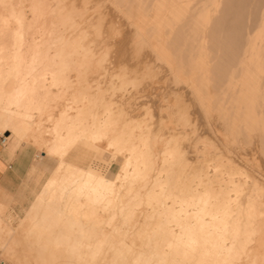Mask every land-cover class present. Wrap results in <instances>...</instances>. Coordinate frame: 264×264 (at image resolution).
Listing matches in <instances>:
<instances>
[{
  "label": "bare ground",
  "instance_id": "1",
  "mask_svg": "<svg viewBox=\"0 0 264 264\" xmlns=\"http://www.w3.org/2000/svg\"><path fill=\"white\" fill-rule=\"evenodd\" d=\"M96 2L0 0V128L11 132L5 142L15 136L17 141L41 147L60 137L90 138L104 125L117 124L111 108L100 113L99 102L92 98L89 102L96 109L74 104L61 108V115L55 119L48 113L55 96L61 93L55 92L52 85L68 78L73 70L104 71L106 68L93 67L133 60L131 51L118 42L112 46L110 60L98 63L105 55L104 42L89 31L93 9L81 11L84 4ZM101 2L109 19L128 25L125 30L129 38L135 31L129 21L150 18L155 26L154 38L136 65L167 66L176 83H189L192 105L185 112L184 123L190 122L194 134L200 129L208 136L203 140L201 134L189 137L183 130V141L190 139V147H194L195 162L189 163L183 142L182 148L176 145L162 153L160 167L167 175H150L159 169L157 141L151 138L149 129L142 128L137 134L119 125L118 131L129 145L127 155L122 154L125 160L120 164L121 173L112 176L108 164L103 163L106 144L92 161L93 167L59 172L58 166L54 167L21 217L18 229L8 225L7 234L17 236L0 240L1 246L7 241L9 253L30 252V256L23 255L35 264H112L118 258L117 252L129 261L141 259L155 264H259L264 260V188L257 185V177L250 182L253 169L241 156V148L245 144L259 146L264 140L261 0ZM234 14L246 15L248 22L225 62L214 45L195 37L202 16L208 18V28L214 31L217 18ZM85 109L91 116L83 114ZM45 119L53 121L50 129ZM102 141L97 139V145ZM197 141H202V149H198ZM43 153L48 156L46 150ZM175 165H180L177 175H173ZM139 178L144 182L139 183ZM121 187L130 192V217L135 213L132 205L152 206L150 215L158 223L152 229L131 233L143 238L128 240L117 224L111 223L115 211L108 206L123 201ZM206 193L211 194L210 200ZM214 215L227 223V236L223 235L221 222H213ZM45 231L52 239L51 245L40 240ZM193 239L195 245L191 244Z\"/></svg>",
  "mask_w": 264,
  "mask_h": 264
},
{
  "label": "rangeland",
  "instance_id": "2",
  "mask_svg": "<svg viewBox=\"0 0 264 264\" xmlns=\"http://www.w3.org/2000/svg\"><path fill=\"white\" fill-rule=\"evenodd\" d=\"M144 65L145 64L143 63H138L136 67L141 68ZM93 68L94 69H99V68L105 69L106 68V69L104 71L101 70L102 72L94 71V70L87 71V72L85 71L77 72L73 70L72 72H70L68 78L52 85V89L55 92H57L58 90H60L61 92L59 95L55 96V99L56 98L57 99L53 101V107L50 108L49 112L47 111L48 113H51L52 115L54 114L53 119L61 115V111L63 108H67L74 104L76 105L81 104L80 107L89 106L91 107V110L96 109V107L93 106V103L89 102V99L92 98V100L99 102L97 110H99L100 113L104 111V108H111V113H112L111 117L113 118L114 121L118 123V125H120V127L128 129V130L134 129L137 134L140 133L139 131H141L142 128L146 130L147 129L150 130V134H152L151 138H155V140L158 143L157 147H158V155H159V158H158L159 161L157 162V164L159 163V169L152 171L150 175L152 174L153 175L161 174L165 176L167 175V173L164 170H161V167L163 165V163L161 162V159L164 156L163 154H166L167 152L165 148H168L167 150H169L170 148L176 145H178V147L181 146L180 148H182V146H184V144L186 143L185 144L186 147L184 148V150L186 151V158L188 159L190 164L191 162H195L194 160H196V158H194V155L192 152L194 147L192 146L190 147V142H189L190 139L186 140L188 142L183 141V138H182L183 130L189 134L188 135L189 137L192 134L193 135L201 134L202 140L205 138V136L207 137L208 135L207 133H202L200 129L195 131L196 134H194V132L191 131L192 130L191 125L189 126L184 123L185 119L187 118V116L185 115V112L189 108L188 106L192 105V98H191L192 92H190L191 87L189 83H188L189 85L185 82L183 83V85L181 82L179 84L176 83L174 81V78L171 77V74L169 73L167 66L166 68H164V65L161 66L160 68L156 65L153 66L154 75L159 77V80L158 82L155 83V85L148 84L147 86H145L144 84H140V83H134L137 79L135 71H131L127 74V83H126L125 80L122 79L119 74L120 64L117 62L108 63V65L104 67L94 66ZM188 86H189L190 91L188 89ZM82 101H85V103L82 104ZM227 105H230V104L228 103ZM87 110L88 109H85L83 114L85 116H89V115L91 116V114ZM43 122L47 126V128L50 129L53 121L52 120L49 121L45 119ZM123 122L125 123V125H123L124 124ZM10 133H11L10 131L3 132L0 128V149L6 150L7 147L11 145L12 143L15 146H19L21 144L24 145V155H25V161L27 163L23 164V168L21 170L28 173L27 169L32 166L31 161L36 162L35 173L32 176H29L28 174L27 177L29 179L23 181L25 183L24 187L31 189L33 193V197H34L35 190H39L41 188L42 183L46 180L51 170L54 168L52 166L51 158L45 155L43 152H41V147H39L38 145L35 146V144L33 145V143L27 142L26 140H22V139L17 141L15 136H13L12 138H9L7 142L1 143V140L5 136L7 135L10 136ZM45 134H48V132H46ZM137 140L138 142H140L139 139ZM102 144H104V141H102ZM196 144L198 145V149H202V146H203L202 141H197ZM245 145L246 146H243L244 148L243 147L241 148L242 150L241 156L248 161L249 165L253 169L252 170L253 172H251L250 182H253L254 178L257 177V185L259 187L264 188V180H263L264 179L263 178L264 177V164H262V162H264V158H263L264 155H261V145L259 146L249 145V144H245ZM255 149L257 152L255 151ZM107 151L108 150L106 147V149H104L105 155L103 154L104 155L103 157L105 159V160L104 159L102 160L103 163H106V165L108 164V169L111 172L112 176L115 173L120 174L121 165L123 164L125 157L122 154L113 156L107 153ZM126 151L127 153L129 152L128 150ZM42 155L45 156L43 161L39 159L40 156ZM175 159H177V157ZM160 164H162L161 167H160ZM179 166L180 165H175L173 175H177V172H179ZM257 167H259V169H257ZM138 181L139 183L144 182L142 178H139ZM121 191H123L124 193L121 197V200L123 201L110 204L108 206L111 210L115 211L114 220H112L111 223H114L115 225L117 224V229L120 228V230H122L123 233L126 234L125 238L128 240H137L139 239V237L143 238V236L131 235V233L132 232L135 233L141 230L152 229L154 227V224L158 223L157 220L154 219V217L150 215L152 211V206L147 205L145 203H142L140 205H132L135 209V213L133 217H130L131 212L128 211V208H127V201L130 198L129 196L130 192L125 187H123V189L121 187ZM14 205H15L14 201H9L5 203V206L2 205L4 209L0 206V217H1L0 219V235H1L0 240L1 241L4 239L8 241V238L10 240L17 236V234L15 233H14L15 235L7 234L8 225L12 227L13 230L18 229V226H19L18 224H20L21 222V217L24 216L28 208V207H25L19 213L16 214L13 209ZM7 207L8 209H6ZM119 207L120 208L123 207L124 210L123 211L119 210L120 209ZM105 224L108 225V222H106ZM115 238H120V237L116 236ZM40 240L44 241V244L46 245H51L50 242L52 241V239L49 236L47 231L41 233ZM7 241L4 242L3 246H1L2 244H0V264H13L14 261H16V264H19L20 261L18 262L17 260L31 261L30 257L28 256L26 257L23 255L24 253L30 256V252L28 251L17 252V254L9 253L7 251L9 242L7 243ZM9 254H11V256ZM12 254H13V257L14 256L16 257V258L14 257L15 259L13 260H12L13 258ZM16 255L19 257H17ZM31 263L35 264L34 261Z\"/></svg>",
  "mask_w": 264,
  "mask_h": 264
},
{
  "label": "snow or ice",
  "instance_id": "3",
  "mask_svg": "<svg viewBox=\"0 0 264 264\" xmlns=\"http://www.w3.org/2000/svg\"><path fill=\"white\" fill-rule=\"evenodd\" d=\"M261 5L264 7V0H261ZM37 7V6H34ZM115 7V5H113ZM105 5L101 0H97L95 4H84L81 11L93 9V18L90 21V29L93 34L98 35L104 42L105 55L99 58V64H105L110 60L109 53L112 46L119 42L122 48L129 49L133 56L130 63H120L119 74L127 83V74L131 71L136 73V81L147 86L148 84L155 85L159 77L154 75V68L151 65H144L137 68V58L142 57L143 52L150 46L154 38L155 26L150 18L145 17L143 20L129 24L135 29L131 38L126 32L125 25L116 18L109 19L104 14ZM248 22L246 15L234 14L224 18H217L214 31L208 28V18L201 17L200 27L197 29L196 40H203L204 43L214 45L218 55L227 62L228 57L235 50L243 28ZM264 30V25H262ZM190 125V122H189ZM119 125L106 124L102 128L95 130L90 138L85 137H60L58 140L51 142L46 146H41V152L47 151L48 157L51 158L52 166L57 167V171H63L68 168L76 171L81 167H93L92 161L96 158L101 149H104V144L107 145V153L116 156L120 154L127 155L126 149L129 147L125 136L118 131ZM101 139L104 144L97 145L96 140ZM261 155H264V140L261 143ZM16 163L26 164L24 155V145L13 146L11 149H6L3 155H0V171L7 172L8 169ZM264 164V162H262ZM31 167L27 169L29 176L35 173L36 162L31 161ZM208 200L211 199V194L206 193ZM207 203V201H203ZM213 222L220 221L219 216L212 217ZM223 225L224 236H227V223L220 221ZM226 242V241H225ZM197 241L193 239L191 244L195 245ZM99 247H103L101 244ZM117 257L112 261V264H155L154 261L137 259L129 261L123 259V253L117 252ZM13 264H16L14 261ZM19 264H31L30 261H20ZM43 264H69V262L45 261ZM74 264V262H73ZM82 264H95L93 261L82 262ZM259 264H264L261 260Z\"/></svg>",
  "mask_w": 264,
  "mask_h": 264
},
{
  "label": "crops",
  "instance_id": "4",
  "mask_svg": "<svg viewBox=\"0 0 264 264\" xmlns=\"http://www.w3.org/2000/svg\"><path fill=\"white\" fill-rule=\"evenodd\" d=\"M13 146L15 145L12 143L7 147V149H11ZM4 151L5 150L0 149V155H3ZM39 159L43 161L44 157ZM22 168L23 164L16 163L13 164L7 172L0 171V202L5 204L6 202L14 201L15 205L13 206V209L16 214L19 213L23 208L29 207L36 194L41 189L35 190V195L33 197L31 189L24 187L25 183L23 181L28 180L29 178L27 177L28 173L22 171Z\"/></svg>",
  "mask_w": 264,
  "mask_h": 264
},
{
  "label": "built area",
  "instance_id": "5",
  "mask_svg": "<svg viewBox=\"0 0 264 264\" xmlns=\"http://www.w3.org/2000/svg\"><path fill=\"white\" fill-rule=\"evenodd\" d=\"M4 140H5V137L1 140V143H4L5 142Z\"/></svg>",
  "mask_w": 264,
  "mask_h": 264
}]
</instances>
